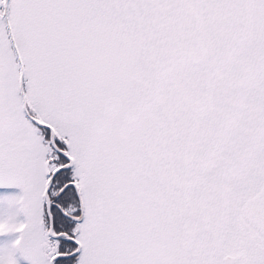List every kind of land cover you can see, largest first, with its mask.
<instances>
[{"label":"snow or ice","instance_id":"obj_1","mask_svg":"<svg viewBox=\"0 0 264 264\" xmlns=\"http://www.w3.org/2000/svg\"><path fill=\"white\" fill-rule=\"evenodd\" d=\"M0 264H264V0H0Z\"/></svg>","mask_w":264,"mask_h":264}]
</instances>
